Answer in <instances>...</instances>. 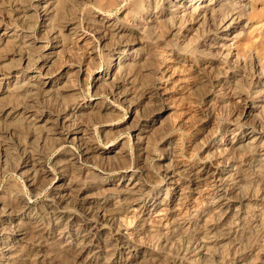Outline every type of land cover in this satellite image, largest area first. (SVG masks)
Listing matches in <instances>:
<instances>
[{"label":"bare ground","instance_id":"obj_1","mask_svg":"<svg viewBox=\"0 0 264 264\" xmlns=\"http://www.w3.org/2000/svg\"><path fill=\"white\" fill-rule=\"evenodd\" d=\"M71 1L92 0H11L9 6L0 4V9H4L1 12L7 14L8 18L15 23L13 28L8 26L0 34V97L5 99L0 103V124L6 125L7 123L8 125L10 120L9 124L14 130H0V137L6 136L7 138L9 135L19 133L24 138H22L23 141L20 140L17 149L14 146L17 150L14 153L16 157L13 158L15 171H23L22 176L36 186L40 181L47 180L51 174L43 164L46 156L44 149L49 148V144L65 143L72 139L83 153L81 156L75 150L64 151L58 159L56 165L63 173V177L57 182L59 184H56L52 193V201L47 203L46 207L33 208L26 197L16 192L15 188H9L8 194L11 197L6 203L0 201L3 204L1 211L10 219L26 215L27 220L18 226L12 225L10 228L12 231H7V234L2 235L0 264L47 262L50 253L47 254L45 248L49 247L48 245L55 246L54 251L57 253L75 255L77 259L84 258L94 264H115L116 260L120 262L118 264H132L138 260L139 255L144 260L150 258L144 264L152 262H157V264H224L225 257L217 246L222 243V239L239 234L236 227L243 219L239 207L250 196L245 191L253 184L260 186L262 181L257 178H261L260 175L264 173V143L262 146L257 143L258 139H263L264 128L258 132V126L264 123L263 117H259L260 120L255 119L253 123L252 133L258 132L259 134L255 135V138L243 130L239 120L254 114L255 108L250 105V101L257 99H251L252 91L255 84L261 87L264 79V62L257 61V58L253 57V52L256 50V52L260 50L263 54L264 37H261L262 44H255L254 40L252 45L247 43L250 45L248 46L250 50L246 52L240 50V46L248 39L247 37L259 36L251 34L250 24L252 20H259V18L256 20L253 18L262 10L254 15L249 14V7L253 6L254 0H217L216 2L210 0V5L205 4L204 0H141L137 1L140 3H135L133 8L129 7L132 9L130 10V18L133 21L131 26L122 20L111 22L110 19L103 18L101 15L91 14L90 22L93 24L96 35L98 34V37L110 43H108L109 52L107 54L111 59L110 65L107 72L99 77L101 84H106L110 80L115 83V86L117 85V88L122 89L119 84L123 82V79L130 84L134 79L129 80L135 78L137 74L144 75L143 78L146 77L149 80V84L146 83V79L145 83L143 82V84H148L144 89V94L153 100L157 94V80L161 79H157L161 66L158 67L159 54L154 49L162 47L165 52L167 50L173 54L179 63L188 64L190 69H193L199 82L197 85L194 83L195 87L208 89L207 98L216 95L212 99L215 100L218 94H221V109L229 110V102L236 104L233 110L230 109L229 115L236 116L235 121L240 127L233 131L235 137L230 142L231 147L227 150L228 152L220 157L222 160L220 163L232 169L236 168V171L221 170L218 175V178L229 181L227 189L222 193L215 190L209 195L212 206L198 212L194 223L192 221L180 223L175 219L174 222L180 224L172 226L171 219H169L165 223L167 227H170L167 228L168 231L155 233L153 235L155 246H150L145 243L130 244L121 236L124 221H126L125 214L135 206L139 207L140 211L146 210L149 206L155 209L161 206L168 208L172 202L170 201L171 188L167 187L166 197L159 201L160 192L156 194L151 191L141 182L138 174L133 173L127 184H116L95 168L86 174L81 164L82 161L98 167L104 163V160L119 161L124 157L123 149H114L106 155L99 153L93 140V129L83 121L85 115L91 117L104 115L102 108L98 103L89 105V107L81 105L82 99L70 85L74 77L71 70L62 73L58 81L46 80L42 74L34 76L29 72L36 62L37 40L26 31L35 29L34 18H36L42 22L47 39L55 41L53 51L45 55L46 60L41 68L45 71V76L53 74L54 66L60 58L59 55L68 51V41L78 35L80 29L75 21H66L61 18L63 9L71 4ZM113 1L118 7L117 2ZM119 1L121 3L123 0ZM182 6L184 10H181ZM174 7L178 8L175 12L171 10ZM179 10L181 12H178ZM262 16L259 15V17ZM263 22L264 19L258 21V26ZM258 26L251 27L255 30ZM137 33H140L142 37H138ZM207 37H210L209 40L212 43L205 49V44L202 46L200 44L202 38ZM181 38L185 41L181 42ZM245 44L242 46L244 47ZM136 45H141V47L134 49ZM188 54L190 56L186 57ZM133 55L135 58H132ZM115 56L117 57L114 58ZM223 57L225 61L221 60ZM229 57L236 58L233 64L237 72L233 75L224 72L221 67L228 62L226 60ZM159 64L161 65L160 62ZM129 76L131 77L128 79ZM108 85L109 83L106 86ZM111 86L114 87L112 84ZM143 86L146 87V85ZM260 93L262 92L259 89L255 92V94ZM54 101L59 102L60 109L56 108L58 113L47 110V106ZM162 110L163 107L160 112ZM108 111L107 108V113ZM209 124L208 122L207 125ZM156 126L161 128L165 126L162 117L145 121V124L138 130L136 139L141 151H149L151 136ZM10 143H3L5 152H10L12 147ZM172 145L173 142L168 144L173 152L168 157L167 168L170 170L173 168L174 172L168 169L165 173L164 177L168 182L176 183L175 179L180 172L186 173L190 185L206 181L207 177L216 178L217 181L216 172H213L207 164L180 166L174 155L175 147H170ZM242 150H247L248 153L246 159L240 160L236 157V153ZM230 152L234 155L229 154ZM7 157L6 155V161ZM126 177L127 175L123 176L121 180ZM50 180L51 183L54 181V179ZM226 200L229 201L226 202ZM238 203L241 205L239 206ZM211 209L219 216L210 223V219L206 217L209 216ZM6 229L9 230V228ZM151 231L150 228H144V226L141 230L143 234ZM260 235L264 236V231ZM29 236L31 238L28 239ZM139 237L144 238L141 235ZM245 240L248 241V237ZM245 240H239L240 242L236 244L237 248L246 249L245 252L239 254V257L242 256L245 259L248 252L256 251L257 248L264 254V245L257 247L256 243L246 248ZM22 241L27 244L24 245L25 249L18 246ZM28 246L33 247L32 251L35 250V252H31L33 255L26 257ZM25 257H30L31 260L26 262ZM112 258L115 261H112Z\"/></svg>","mask_w":264,"mask_h":264},{"label":"rangeland","instance_id":"obj_2","mask_svg":"<svg viewBox=\"0 0 264 264\" xmlns=\"http://www.w3.org/2000/svg\"><path fill=\"white\" fill-rule=\"evenodd\" d=\"M97 1L98 0L71 1V4H68L69 6H65V12L63 9V15L61 18L66 21H75L77 26H80V29L78 35L73 36V38L68 41V51H66L65 54L59 55V61L57 65L54 66L52 72L53 74L51 75L45 76L46 73L41 68L46 60L45 55L48 54V52L50 53L53 51L55 41L47 39V36L42 28V22L34 18V23L36 22L35 29L26 31L37 40V53H35L37 58L32 70L30 69L29 72L34 76L42 74V77L46 80L58 81L62 73L71 70L74 73V77L70 85L71 88L73 87L72 89L76 90L75 93L80 96V99H82L81 105L89 107V105L98 103L99 107L102 108L104 115H97L98 117L85 115L83 116V121L93 129V140L99 150V153L106 155L114 149H123L124 157L119 161L104 160V163H101L102 165H99L98 167H93L92 163L82 161L81 164L86 174H88L91 169L93 170V168H95L98 172L102 173L116 184H127L133 173L138 174L141 177V182L147 185L151 191L156 194L160 192L159 201H162L166 197L167 187L171 188L170 201L172 202L169 204L168 208H166L167 206H161L158 209H155L152 206H149L146 210L140 211V208L135 206L130 208V210L125 214L126 221H124L125 225L121 231V236L130 244L145 243L150 246H155L153 235L157 232H167V228L170 227H167L165 223L169 219H171L172 226L184 222L188 223L189 221L194 223L197 220L198 212L212 206L209 195L215 190L222 193L227 189L230 183L227 179L222 180L218 178L219 172L221 170L232 172L233 170L236 171V168L232 169V167H229L224 163H220L222 161L220 157L223 156L224 153L226 154L228 152L227 150L231 147L230 142L234 140L235 137L233 131L239 128L240 125L243 126V130H245L246 133L251 134L250 136H252V138H255V135H259L257 133L260 132V130H263L264 123L261 126H258V132L252 133V127L253 123H255V119L260 120L259 117H263L264 121V79L261 82V87L260 85L255 84L252 91L253 94L251 99H257L256 101H250V105L255 108L254 114L252 116L249 115L245 118L243 117L239 119L241 122L240 125L235 121L236 116L233 117L232 115H229L231 111L230 109L233 110L236 104L229 102V110L225 109L226 111H224L221 109V94H218L215 100L212 99L216 95L207 98L209 95L208 89L206 90V88L195 87V84L197 85L199 82L192 71L193 69L191 70V67L188 66V64L179 63L173 54L167 50L165 52L162 50V47H155L154 49V51H158L156 53L159 54L157 57L158 67L161 66V68H159V74H157V79H161L159 81L157 80V94L153 100L152 98L150 99L146 97L144 94V89H146L149 84V80H147L146 77V83L148 84H143V82L145 83V79L143 78L144 75L141 76L137 74V77L134 75L135 78H131L129 80L131 81L134 79L131 81L133 84H127L123 79V82H120L119 84V87L122 89L117 88V85L115 86V83H112L110 80H108L106 84H101L102 81L99 80V77L107 72L110 65L111 59L107 56L109 52L108 46L110 43L102 40L98 37V34L96 35L93 24L90 22L92 16L91 14L101 15L103 18L106 17L107 19H110L111 22L122 20V22L131 26L133 21L131 20L132 18H130V10H132L131 8L135 6V3H140L137 1L141 0H121V3L119 0H115L118 7L113 0H104V2L103 0L100 1L103 3ZM204 1L207 5L211 4L210 0ZM216 1L217 0L214 2ZM111 3L113 5H111ZM0 4H3V6H9V4H11V0H0ZM114 4L116 7H114ZM107 5L110 6L107 7ZM104 7H106L105 9L107 10H105ZM174 9L171 10L175 12L178 8L174 7ZM184 9L185 8L183 7L181 10ZM2 10L4 9H0V34H2L8 26H11V28L15 26V23L11 20V18H8L7 14L4 12H1ZM181 10L178 12H181ZM261 10L264 13V0H254L253 6L249 7V14L253 13L252 15H254V13L261 12ZM35 11L36 10L34 9V12ZM262 12L257 13L258 17H256L257 14H255V18L253 19L256 20V18H259V20H252L250 24L251 34L259 36H251L253 39L249 36L247 37V40L246 38H243L246 40L243 41V44L246 43V46L244 45L243 47L242 44V47L240 46L241 51L243 50L246 52L247 50H250L248 46L254 44L252 42L254 40L255 44H262L261 37H264V22L260 24L261 27L258 26L259 24L257 23L258 21H262V19H264V14ZM260 14L261 16L263 14V16L259 17ZM12 22L13 24H11ZM251 26L254 28L258 26L259 29L256 28L254 30ZM256 30L258 31L257 33ZM261 31L263 33H261ZM140 33H142L141 30ZM140 33H137L138 37L140 36ZM210 35L212 36L213 34ZM140 37H142V35ZM184 38L180 39L181 42L185 41ZM209 39L210 37H207L206 39L202 38L200 46L205 44L204 48L206 49L207 46L212 43ZM247 43H250V45ZM140 47L141 45H136L134 49H139ZM132 51L133 50H131V52ZM256 51L253 52L254 59L257 58V61L264 62V52L262 54L259 50L263 56L261 57V55H258L260 53ZM189 56L190 54L186 55V57ZM116 57L117 56L114 58ZM132 58H135L134 55ZM222 59L225 61L224 57L221 58V60ZM235 59L236 58L234 57H229L226 60L228 62L224 63V66H221L222 70L224 69L223 71L228 72L229 75H233L237 72V69L234 68L235 64H233ZM114 63L116 64L117 61ZM231 66H233V68ZM80 69L81 72H79ZM130 77L131 76H129L128 79ZM108 83L109 85L106 86ZM110 83L114 87H112ZM99 84H101V86ZM143 85H146V87ZM124 89H126V91ZM258 89L261 90L262 93L255 94ZM214 94H216V92H214ZM2 100L5 99L1 98L0 103L4 102ZM58 103L54 101V103H51V105H53L52 107L51 105L47 106V110L58 113V110L60 109ZM161 107H163V110L160 112ZM107 108L109 109V113H107ZM158 117H162V120L165 121V126L163 128L156 126V130L151 136L149 151H141L136 139L138 130L143 124H145V121L157 119ZM9 122L11 121H8V125L7 123L6 125L0 124V130L8 129L7 131H14ZM208 122L210 123L209 126L207 125ZM22 138L23 136L19 133L9 135L7 138L6 136L0 137V201H2V203L9 201L11 196L8 194V190L12 187L15 188L16 192L21 194L23 197H26L33 208L41 209L44 206L46 207L47 203L52 201V193L56 184L58 185L59 183L57 182L63 177V173L56 165L58 159L63 155L64 151L71 150H75L78 155L82 156V149H80L79 145L74 143L72 139L65 143L58 142V144L61 145H58L57 143H51L52 145L49 144L51 148L49 147L44 149L46 156L43 164L45 165V168L51 172L50 177L47 180H43L44 183H42L43 181H40L38 185L34 186L30 180H27L26 177L22 176L23 171H15L14 168L15 163H13V158L16 157V154L14 153H16V149L19 147L18 145L20 142L23 141L24 138ZM4 142H11L10 145L12 144V147H10L12 151H4ZM170 142H173V145L170 147H175L174 155L177 161H179L180 166H189L194 164H197L198 166L201 164H207L211 167L213 172H216L217 181L216 178L213 179L207 177L206 181L190 185L189 181H187L188 178L186 173L183 174L180 172V175L175 179L177 180L176 183L168 182L164 175L169 169L167 168L169 164L168 157L173 152V150H171L172 148H169L168 146ZM257 143H259L260 146L263 145L264 134L263 139H258ZM48 150L52 152H49ZM247 153V150L239 151V153H236V157L240 160L246 159ZM8 154L13 157L11 158ZM229 154L232 153L230 152ZM6 155L8 156V162L5 160ZM169 171L174 172V169H169ZM125 175H127V177L121 180V178ZM259 175L257 177H259ZM263 175L264 173L260 175L261 178H257L262 181L260 186L253 184L245 191L246 194L250 195L249 199H247L243 205L238 203L239 206L241 205L239 207V209H241L239 212L241 218H243L241 222H238L239 225L236 227L239 234H235L231 238L226 237L222 239V243L217 246L225 257L224 264H264V254H262L258 248L256 251L251 253L248 252L246 258L243 259L242 256L239 257V254L245 252L246 249L244 248L243 250L242 248L239 249L236 247L237 242H240L239 240H245L247 237L248 241L245 240L247 243L246 248L253 246L256 243L257 247L264 245V236L260 235L261 232L264 231L262 230L264 229L262 227L264 226V221H262L264 218ZM180 176L183 179L180 178ZM50 179H54V181L51 183ZM47 182L48 184H45ZM227 201L229 200H226V202ZM2 203H0V244L2 242V235L5 233L7 234V231H12L10 229L12 225L18 226V224L27 220L25 218L27 217L26 215L17 216L13 219L5 216L4 212L1 211V208H3ZM209 211V216L206 218H209L211 223L218 218L219 214L212 211V209ZM175 219L180 223H175ZM5 222L9 223L6 224ZM143 226L144 228H150L152 231L143 234L141 232ZM6 228H9V230ZM185 229H183V231ZM140 235L144 236V238L140 239ZM31 237L29 236L28 239ZM249 238H251V240H249ZM24 245L27 244L22 241L18 246L25 249ZM0 246H2V244ZM48 246L49 247L45 248V251L47 250V254L50 253L48 254L47 262L52 264H94L84 258L77 259L75 255L72 256L57 253L54 251L55 246ZM28 249H30V251ZM33 249V247H27V252L29 253L26 252V257L33 255V253L31 254V252H35V250L32 251ZM53 252L56 255L53 254ZM52 256L54 257L52 258ZM26 257V262H29L31 260V256L28 258ZM137 259L138 260L132 264H144L150 258L144 260L139 255ZM112 261H115V259L112 258ZM43 262L41 264H44ZM47 262H45V264H48ZM6 263L9 262L6 261ZM118 263L120 262H117L116 260L115 264ZM151 264H157V262H152Z\"/></svg>","mask_w":264,"mask_h":264}]
</instances>
